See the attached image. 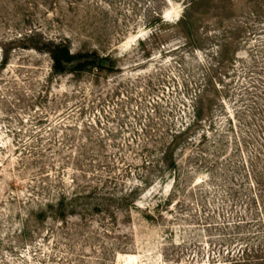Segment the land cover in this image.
Instances as JSON below:
<instances>
[{"label": "rangeland", "instance_id": "rangeland-1", "mask_svg": "<svg viewBox=\"0 0 264 264\" xmlns=\"http://www.w3.org/2000/svg\"><path fill=\"white\" fill-rule=\"evenodd\" d=\"M0 264H264V0H0Z\"/></svg>", "mask_w": 264, "mask_h": 264}, {"label": "trees", "instance_id": "trees-1", "mask_svg": "<svg viewBox=\"0 0 264 264\" xmlns=\"http://www.w3.org/2000/svg\"><path fill=\"white\" fill-rule=\"evenodd\" d=\"M43 50L47 53L50 59V69L53 73H63L70 69H83L86 67L100 68L104 62L105 56L99 57L95 52L91 54H80L71 52L68 46L63 42L45 41ZM133 191L130 190L123 198L129 197ZM77 199V196L70 198L59 197L54 203L46 204L47 208L52 209V216L63 218L65 209ZM70 211H67V213Z\"/></svg>", "mask_w": 264, "mask_h": 264}]
</instances>
